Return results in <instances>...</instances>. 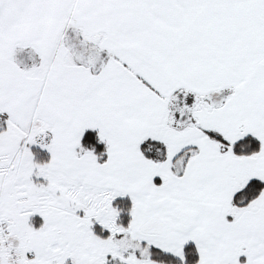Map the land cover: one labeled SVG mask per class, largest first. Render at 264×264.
Returning a JSON list of instances; mask_svg holds the SVG:
<instances>
[{"label":"snow or ice","instance_id":"6c2138e0","mask_svg":"<svg viewBox=\"0 0 264 264\" xmlns=\"http://www.w3.org/2000/svg\"><path fill=\"white\" fill-rule=\"evenodd\" d=\"M0 264H264V0H0Z\"/></svg>","mask_w":264,"mask_h":264}]
</instances>
